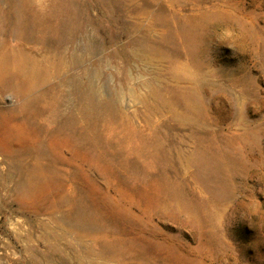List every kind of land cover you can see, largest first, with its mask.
<instances>
[{"label":"rangeland","instance_id":"rangeland-1","mask_svg":"<svg viewBox=\"0 0 264 264\" xmlns=\"http://www.w3.org/2000/svg\"><path fill=\"white\" fill-rule=\"evenodd\" d=\"M4 59L0 264H264V0H0Z\"/></svg>","mask_w":264,"mask_h":264},{"label":"bare ground","instance_id":"bare-ground-1","mask_svg":"<svg viewBox=\"0 0 264 264\" xmlns=\"http://www.w3.org/2000/svg\"><path fill=\"white\" fill-rule=\"evenodd\" d=\"M6 60H8V61H6ZM7 62H9V59L1 60V61H0V66L3 67V68L6 67V69H8V64H7Z\"/></svg>","mask_w":264,"mask_h":264}]
</instances>
